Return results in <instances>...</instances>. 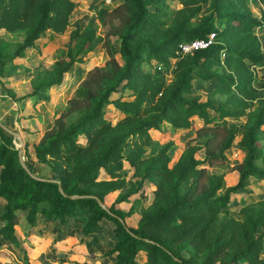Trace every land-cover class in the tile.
<instances>
[{"label": "trees", "instance_id": "16d2710c", "mask_svg": "<svg viewBox=\"0 0 264 264\" xmlns=\"http://www.w3.org/2000/svg\"><path fill=\"white\" fill-rule=\"evenodd\" d=\"M182 2L169 27H164L167 19L159 13L165 0H120L111 8L103 4L97 9V17L107 26L106 37H120L123 62H118L107 43L105 66L88 71L67 109L34 144L35 157L51 166L53 179L31 176L17 150L2 145L0 238L6 243L20 245L14 232L16 214L22 210L32 225L39 214L61 225L69 217L82 216L84 235L103 228L105 220L113 222L114 243L107 252L111 264H264V198L247 203L241 219L228 211L234 190L252 178H264V142L260 140L264 138V103L254 102L255 74L249 64L263 58L256 28L264 32V15H254L248 0ZM152 4L154 9L149 7ZM74 6V0H0V29L25 34L11 43L0 38V73L5 63L24 56L47 28L63 31ZM211 31L215 41L210 46L183 55L177 51L182 41ZM100 38L93 29L84 36L78 27L73 29L71 45L60 54L67 53L69 59L54 62L55 76L34 87V101L48 99L46 88L59 84ZM171 57L176 60L167 79L162 70ZM151 59L162 64L141 69ZM195 78L214 79L212 94L220 95L202 100L193 93ZM120 89H126L129 98H110ZM109 104L119 112L115 123L105 115ZM74 113L76 118L67 124L66 118ZM241 116L245 117L241 126L228 125V118ZM192 117L202 123L194 126L195 135L186 140L172 166L170 143L145 157L149 129H160L162 122L191 127ZM238 132L243 152L232 165L238 176L220 192L224 173L211 172L208 166L227 161V150ZM0 137L10 142L13 134L0 125ZM196 139L201 143H192ZM199 150L202 157L196 155ZM124 160L135 167L140 179L106 205V195L126 184ZM101 169L108 176L101 177ZM151 173L157 176L152 201L136 226L127 225L125 218L135 209L131 205L124 210L120 202L138 192Z\"/></svg>", "mask_w": 264, "mask_h": 264}, {"label": "rangeland", "instance_id": "374dc122", "mask_svg": "<svg viewBox=\"0 0 264 264\" xmlns=\"http://www.w3.org/2000/svg\"><path fill=\"white\" fill-rule=\"evenodd\" d=\"M119 1L74 0L75 6L63 31L47 28L35 45L26 50L24 58L16 57L3 66L0 73V106L5 109L4 117L6 121L0 119V122L12 131L17 132L20 139L13 135L12 140L7 142L0 137V149L2 145H9V147L17 150L16 154L19 159L18 149L21 148L22 159L30 171L39 177H55V174L49 164L41 162L35 157V143L33 142L38 137H32L30 134L43 133L44 128L50 127L55 118L67 109L69 98L73 97L81 87V82L88 71L94 66H105V62L109 58L107 43L118 62H123L120 53V37L118 35H109L107 38L105 34L107 26L100 21L96 14L97 9L103 4L111 8ZM165 4L166 6L160 8L159 13L167 19L164 27H169L184 4L182 0H165ZM248 4L254 15L259 17L264 15V0H248ZM149 7L150 9L155 8L153 4ZM76 27L79 28L82 36L93 29L95 34L101 38L96 41L91 50L81 55L80 61L75 62L65 72L59 84L46 88V93L49 95L48 99L32 103L31 101H34L33 98H35V95L32 94L34 87L42 81H49L55 76L54 71L51 69L54 62L59 59H63V62H66L69 59L67 53L62 56L60 54L63 49H68L71 45L70 33ZM256 33L262 42L263 58L256 64L251 62L249 64L251 69L255 71V78L251 83V88L255 92L254 102L256 100L255 104L261 105L264 103V32L261 28H256ZM160 34L158 33V38ZM24 35L23 30L9 31L0 29V38L5 39L9 43L22 40ZM141 35L142 33L137 37ZM73 45L75 47L76 43H73ZM175 60L176 57H171L169 65L162 70L167 79L171 78V69ZM157 64L162 63L151 59L148 62H143L141 69L153 68ZM215 87L214 79L201 81L199 78H195L193 80V93L202 100L210 95L218 97L220 94H212ZM127 93L126 89H120L113 92L110 98H129ZM216 102H219V99H216ZM104 110L105 115L115 123L119 117L118 110L112 104L107 105ZM75 118L76 114L74 113L73 116L66 118V123H70ZM244 118L242 116L228 118V125L241 126ZM191 122V127L183 129L172 127L167 122H162L160 129H149L150 142L145 144L147 149L146 153H144L145 157L155 154L159 147L165 143H170L168 154L169 164L172 166L183 153L186 140L195 135L194 126H199L202 123L199 117H192ZM22 132H25V134L23 133L24 135H22ZM240 134V132L236 134L231 147L227 150V161L224 164L208 166V170L211 172L224 173V183L220 192L232 185L237 179L238 172L232 169V165L238 159H241L242 156L243 147L238 142ZM79 137L80 140H85L83 134H80ZM260 140L264 142L263 137ZM192 143L199 144L201 142L196 139ZM196 155L202 157L204 154L202 150H199ZM123 172L126 184L121 189L106 195L104 199L106 205H109L119 193L125 191L132 184L137 185L140 176L136 174L135 167L127 160H124ZM106 176L108 174L101 169V177ZM156 178V174L151 173L143 180V186L138 192L120 202V206L124 210L129 209L131 205L135 209L130 216L125 218L127 225L136 226L144 210L150 205L155 194ZM262 198H264V178H252L248 185L232 192L228 211L235 218L241 219L244 206ZM0 207L1 219L4 204L1 203ZM15 219L18 225L14 235L20 245L1 242L0 261L9 260L10 264H111V257L107 254L114 243L113 230L111 229L114 227V223L111 221L105 220L103 228L95 229L84 235L82 226L86 219L82 216L69 217L61 225L60 222L49 220L39 214L37 222L32 225L25 216V212L21 210L17 212ZM184 253L187 254V251H184ZM261 255L264 256V245ZM141 257L140 260L143 261L144 257ZM241 263H244V261Z\"/></svg>", "mask_w": 264, "mask_h": 264}, {"label": "built area", "instance_id": "2783aa9c", "mask_svg": "<svg viewBox=\"0 0 264 264\" xmlns=\"http://www.w3.org/2000/svg\"><path fill=\"white\" fill-rule=\"evenodd\" d=\"M109 1V0H106ZM111 1V0H110ZM215 41V33L213 31L204 36L187 39L179 44L177 51L183 55L192 53L193 51L210 46Z\"/></svg>", "mask_w": 264, "mask_h": 264}, {"label": "crops", "instance_id": "0c3cea01", "mask_svg": "<svg viewBox=\"0 0 264 264\" xmlns=\"http://www.w3.org/2000/svg\"><path fill=\"white\" fill-rule=\"evenodd\" d=\"M44 34V33H43ZM39 38H41V37H39ZM39 38H37L36 40H35V43L37 42V40L39 39ZM33 46H29V47H27L26 49H25V55H26V50L28 49V48H32ZM24 55V56H25ZM24 56H22V57H19V58H24ZM253 64V63H252ZM253 70V69H252ZM253 72H255L254 70H253ZM30 101V100H29ZM32 103L33 102H35V101H31ZM4 114H5V109H3L1 106H0V119H3V120H5V117H4ZM6 121V120H5ZM43 122V121H42ZM32 125V124H31ZM29 128H30V126H29ZM44 129H46V128H44ZM31 130V129H30ZM32 131V130H31ZM44 131V130H43ZM25 134V132H22L21 134L22 135H24ZM41 134H42V132L40 133V134H36V133H31L30 135L33 137V136H37L38 137V139L41 137ZM37 139V140H38ZM37 140H35L33 143H37ZM27 142V141H26ZM0 205H1V203H0ZM1 208V207H0ZM1 210V209H0ZM3 211V210H2ZM1 220V219H0ZM1 222V221H0ZM2 224V222L0 223V225ZM18 224L16 223L15 224V231H16V229H17V226ZM1 242H3L4 244H11V243H6L2 238H0V244H1ZM2 248L0 247V250H1ZM0 264H10V261L9 260H3V261H0Z\"/></svg>", "mask_w": 264, "mask_h": 264}, {"label": "water", "instance_id": "95a60500", "mask_svg": "<svg viewBox=\"0 0 264 264\" xmlns=\"http://www.w3.org/2000/svg\"><path fill=\"white\" fill-rule=\"evenodd\" d=\"M0 125H1L3 128H5L7 131H10L13 135L19 137V139H20V136H19V134H18L17 132L12 131L11 129H9L8 127H6L2 122H0ZM18 155H19V161H20L21 165L26 169V171H27L31 176L36 177V178L46 179V180L53 179V178H51V177H39V176L35 175L33 172H31L30 169L28 168V166L26 165V163L24 162V160H23L22 157H21V148L18 149ZM59 188L61 189V185H60V183H59ZM97 199H98V201H100V199H99L98 197H97Z\"/></svg>", "mask_w": 264, "mask_h": 264}]
</instances>
